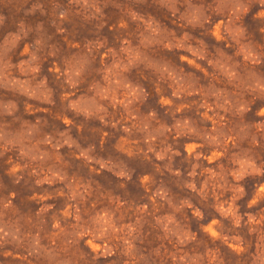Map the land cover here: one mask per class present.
<instances>
[{"label":"clouds","instance_id":"clouds-1","mask_svg":"<svg viewBox=\"0 0 264 264\" xmlns=\"http://www.w3.org/2000/svg\"><path fill=\"white\" fill-rule=\"evenodd\" d=\"M0 264H264V0H0Z\"/></svg>","mask_w":264,"mask_h":264}]
</instances>
